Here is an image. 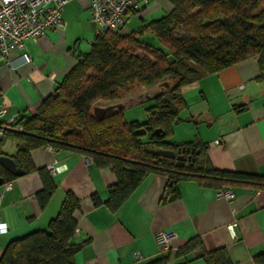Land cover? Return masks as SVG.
I'll list each match as a JSON object with an SVG mask.
<instances>
[{
	"label": "crops",
	"instance_id": "0c3cea01",
	"mask_svg": "<svg viewBox=\"0 0 264 264\" xmlns=\"http://www.w3.org/2000/svg\"><path fill=\"white\" fill-rule=\"evenodd\" d=\"M172 9L169 0H134L118 30L121 35L143 37L150 24ZM58 28H48L38 40H26L22 51L31 61L12 69L0 56V107L6 116H31L41 102L74 66L79 54L90 50L97 32L87 0H72L61 15ZM154 40V39H153ZM20 62L17 59L14 63ZM186 107L181 110V130H194L205 143L211 165L219 170L264 175V52L214 73H207L181 88ZM126 107V106H125ZM1 122V119H0ZM218 140L219 142H216ZM3 151L14 155L16 141L5 142ZM37 168H47L57 188L40 206L35 194L42 188L37 172L18 176L0 186V256L7 243L33 230L45 229L56 216L66 191L80 201L77 228L71 239L83 242L75 264H148L167 255L163 264H205L199 249L176 257L189 239L198 237L206 250L224 247L233 264H254L264 250V189L231 185L230 199L216 196V189L196 179L174 185L178 197L164 200L168 181L160 174L147 175L118 207L111 211L92 203L104 201L107 187L115 182L110 168L99 167L80 153L54 151L49 146L30 151ZM164 198V199H163ZM235 223L234 234L228 225ZM166 234L169 249L158 253L155 233Z\"/></svg>",
	"mask_w": 264,
	"mask_h": 264
},
{
	"label": "trees",
	"instance_id": "16d2710c",
	"mask_svg": "<svg viewBox=\"0 0 264 264\" xmlns=\"http://www.w3.org/2000/svg\"><path fill=\"white\" fill-rule=\"evenodd\" d=\"M169 1L171 11L150 24L148 35H121L120 28L96 34L90 50L77 55L74 66L35 114L18 115L12 127L5 128L0 155H8L3 151L7 139L16 141L15 154L9 156L25 174L39 175L42 188L35 197L40 206L48 203L57 188L50 171L35 167L31 160L30 151L43 146L56 152L80 153L97 166L110 168L115 182L107 187V198L102 201L92 195L91 199L93 205L103 204L111 211L117 210L149 174L166 177L164 200L178 197L173 187L181 179H196L216 190L238 184L264 189L262 174L214 168L205 143L198 137L177 144L164 141L186 107L180 91L183 86L264 52V0ZM179 29L182 35L175 36L174 31ZM132 81L143 87L165 82L163 90L149 99L153 104L147 120L142 125L127 122L122 111L96 119L92 103L117 98V90ZM15 125L21 130H15ZM138 126H142L140 131ZM155 129L160 130L155 133ZM148 148L173 150L185 160L178 163L175 158L154 155ZM0 175L4 183L16 178L1 165ZM79 208V199L66 191L47 227L10 240L0 264H75L83 246V242L71 241ZM194 248L199 249V258L205 264H233L224 247L206 250L198 237L189 239L175 256ZM167 260V255H161L148 264ZM253 263L264 264V250L254 254Z\"/></svg>",
	"mask_w": 264,
	"mask_h": 264
},
{
	"label": "built area",
	"instance_id": "2783aa9c",
	"mask_svg": "<svg viewBox=\"0 0 264 264\" xmlns=\"http://www.w3.org/2000/svg\"><path fill=\"white\" fill-rule=\"evenodd\" d=\"M72 0H0V56L12 69L31 61L27 53L20 54L17 58H11L15 51L24 49L26 40H38L48 28L61 26V15L67 3ZM93 22L97 26V32L116 31L125 22L134 6V0H87ZM17 59L20 62L14 63ZM7 109L0 107V137L3 136L6 127H12L17 115L6 116ZM15 130H21L20 125L13 126ZM216 142H219L216 140ZM90 160V159H88ZM91 161V160H90ZM216 196L224 199L232 197L229 188L216 190ZM235 223L228 225L234 234ZM6 230L5 223L0 222V232ZM155 241L158 253H164L169 249L165 232L155 233ZM141 255L136 254L137 264Z\"/></svg>",
	"mask_w": 264,
	"mask_h": 264
},
{
	"label": "rangeland",
	"instance_id": "374dc122",
	"mask_svg": "<svg viewBox=\"0 0 264 264\" xmlns=\"http://www.w3.org/2000/svg\"><path fill=\"white\" fill-rule=\"evenodd\" d=\"M175 36H181L182 30H175ZM164 86L156 85L153 87H143L136 82H129L123 87L117 90V98L112 100L97 99L92 103V106H106L108 104L121 102L126 107L122 111V115L125 121H136L139 124H143L148 118V108L153 104V100L147 99V97H153L158 92L162 91ZM149 100V101H148ZM180 120L172 127V132L164 137V141L170 144H177L186 141H192L196 139L197 133L194 130H181V123L185 120L183 113L179 114ZM142 126H138L137 130H141ZM12 139H7L6 142L10 143Z\"/></svg>",
	"mask_w": 264,
	"mask_h": 264
},
{
	"label": "water",
	"instance_id": "95a60500",
	"mask_svg": "<svg viewBox=\"0 0 264 264\" xmlns=\"http://www.w3.org/2000/svg\"><path fill=\"white\" fill-rule=\"evenodd\" d=\"M165 84V82H162L159 85H163ZM152 97H147V99H151ZM125 109V105L121 102H117V103H112V104H108L106 106H93L92 107V112L93 115L96 119L98 120H102L105 117H107L108 115L112 114L113 112L116 111H123ZM160 129H155V133H158ZM148 152L160 156V157H165V158H175L176 161L178 163L181 162V160L185 159L183 156L181 155H175L173 150H169V149H162V148H157V149H153V148H148L147 149ZM0 165L3 167V169L5 171H7L8 173L12 174L13 176H22L25 174L24 170L20 167H18L15 163V161L13 160V158L9 155H0ZM4 183V179L3 176L0 175V186Z\"/></svg>",
	"mask_w": 264,
	"mask_h": 264
},
{
	"label": "flooded vegetation",
	"instance_id": "af4514ba",
	"mask_svg": "<svg viewBox=\"0 0 264 264\" xmlns=\"http://www.w3.org/2000/svg\"><path fill=\"white\" fill-rule=\"evenodd\" d=\"M186 155V154H185ZM183 160H185V159H183ZM188 161V160H187Z\"/></svg>",
	"mask_w": 264,
	"mask_h": 264
}]
</instances>
